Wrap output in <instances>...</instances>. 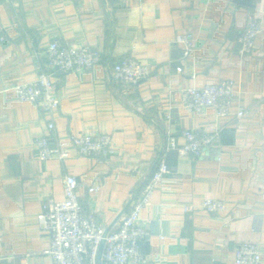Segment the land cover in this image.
I'll return each instance as SVG.
<instances>
[{
  "label": "crops",
  "instance_id": "obj_1",
  "mask_svg": "<svg viewBox=\"0 0 264 264\" xmlns=\"http://www.w3.org/2000/svg\"><path fill=\"white\" fill-rule=\"evenodd\" d=\"M249 13L262 29L253 50L241 53L237 39ZM185 31L195 36L188 55L175 43ZM56 38L99 47L102 60L55 73L60 104L46 112L19 100L13 85L48 68ZM128 52L151 70L136 86L112 77L113 63ZM227 77L235 80L233 110L243 105L246 115L186 107L184 89ZM184 128L219 135L198 156L168 153L170 171L142 213L147 257L135 264H233L243 241L260 245L264 264V0H0V264H53L38 214L63 196L68 173L79 180L85 211L116 227L168 135ZM78 131L110 133L114 151L85 156L72 146L65 160L38 157V136L55 145ZM208 196L225 199L226 209L201 207Z\"/></svg>",
  "mask_w": 264,
  "mask_h": 264
},
{
  "label": "built area",
  "instance_id": "obj_2",
  "mask_svg": "<svg viewBox=\"0 0 264 264\" xmlns=\"http://www.w3.org/2000/svg\"><path fill=\"white\" fill-rule=\"evenodd\" d=\"M261 29V20L249 13L237 39V47L241 53L253 50ZM175 43L181 46L183 55H188L194 48L195 36L190 31L179 32ZM46 57L48 64L46 70L39 71L37 77L32 80L15 83L13 89L19 100L34 102L42 110L52 112L60 104L57 84L53 78L55 73L93 68L101 62L102 50L89 43L77 46L63 43L56 38L50 42ZM111 72L116 81L136 86L150 74L151 70L132 52H128L113 63ZM235 98V80L228 77L187 87L182 96L184 104L190 109L210 107L220 117L233 113L242 117L249 109L240 105L233 110ZM54 128L55 123L50 120L49 131ZM218 135V130L197 131L190 128H184L180 135L169 134L160 150L156 169L116 227L106 226L99 222L93 213L85 211L78 192L79 180L73 173L66 174L63 196L50 199L38 214L40 224L51 237L50 245L43 251L51 255L53 264H97L99 246L104 240L103 264H135L144 261L147 256L142 243L150 232L143 223L142 213L150 203L154 189L170 171L168 153L172 149H177L181 153L198 156ZM178 139L183 140L181 145L178 144ZM72 146L85 156H108L114 151L112 135L108 132H72L65 140H60L55 145L51 144L48 134L38 136L36 139L37 154L43 160L53 156L65 160L70 156ZM98 190V185L89 186L91 192ZM200 205L209 212L226 209L225 199L215 196L202 198ZM261 260L260 245L254 241H243L236 249L233 264H261Z\"/></svg>",
  "mask_w": 264,
  "mask_h": 264
},
{
  "label": "water",
  "instance_id": "obj_3",
  "mask_svg": "<svg viewBox=\"0 0 264 264\" xmlns=\"http://www.w3.org/2000/svg\"><path fill=\"white\" fill-rule=\"evenodd\" d=\"M104 245H105V241L102 240L101 243H100V246H99V250H98L97 264H103L102 253H103Z\"/></svg>",
  "mask_w": 264,
  "mask_h": 264
}]
</instances>
